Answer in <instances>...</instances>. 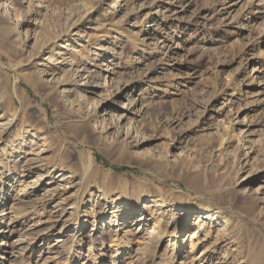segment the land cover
I'll return each mask as SVG.
<instances>
[{
	"label": "rangeland",
	"instance_id": "rangeland-1",
	"mask_svg": "<svg viewBox=\"0 0 264 264\" xmlns=\"http://www.w3.org/2000/svg\"><path fill=\"white\" fill-rule=\"evenodd\" d=\"M78 259L264 264V0H0V264Z\"/></svg>",
	"mask_w": 264,
	"mask_h": 264
},
{
	"label": "bare ground",
	"instance_id": "bare-ground-1",
	"mask_svg": "<svg viewBox=\"0 0 264 264\" xmlns=\"http://www.w3.org/2000/svg\"><path fill=\"white\" fill-rule=\"evenodd\" d=\"M249 13H252V12H249ZM151 26V25H150ZM124 209H127V207H124ZM199 214V213H198ZM126 220L124 221V224L122 225V226H125V225H127V224H129V225H131L133 222H135V221H137V222H144L145 221V218H143V214H139V213H136V212H132V211H130V212H128L127 214H126ZM112 218L114 219V220H117L116 219V215H114V216H112ZM202 218H205V219H207L208 217L207 216H203ZM131 221H133V222H131ZM81 224H85L84 223V221H82L81 220ZM112 222H114V221H111V223ZM128 225V226H129ZM183 225H184V223H183ZM106 226V225H105ZM186 237L187 238H184V242H189L190 243V247L191 248H194V249H196V248H198L199 246H200V243H199V240H198V237L196 236V233H194V231H190L189 233H188V235H186ZM183 244V243H182ZM179 245H181V242H180V244ZM264 261V260H263ZM77 264H81V259H78L77 261Z\"/></svg>",
	"mask_w": 264,
	"mask_h": 264
}]
</instances>
